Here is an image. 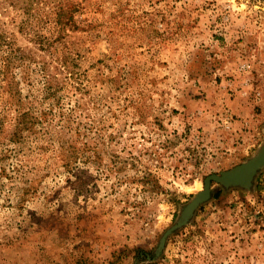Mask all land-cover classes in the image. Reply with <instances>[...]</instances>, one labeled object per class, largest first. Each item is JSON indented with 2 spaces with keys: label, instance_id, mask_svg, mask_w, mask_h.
Wrapping results in <instances>:
<instances>
[{
  "label": "rangeland",
  "instance_id": "374dc122",
  "mask_svg": "<svg viewBox=\"0 0 264 264\" xmlns=\"http://www.w3.org/2000/svg\"><path fill=\"white\" fill-rule=\"evenodd\" d=\"M263 142L264 0H0V264H264V168L158 253Z\"/></svg>",
  "mask_w": 264,
  "mask_h": 264
},
{
  "label": "water",
  "instance_id": "95a60500",
  "mask_svg": "<svg viewBox=\"0 0 264 264\" xmlns=\"http://www.w3.org/2000/svg\"><path fill=\"white\" fill-rule=\"evenodd\" d=\"M264 168V142L259 151L251 159L235 166L234 168L222 171L218 174H211L204 180L203 190L197 193L193 199L185 206L180 219L171 226L160 239L158 253L164 247L166 238L174 230L187 224L197 207L206 202L211 197L212 184L229 187L249 188L254 180L255 175L260 169Z\"/></svg>",
  "mask_w": 264,
  "mask_h": 264
},
{
  "label": "trees",
  "instance_id": "16d2710c",
  "mask_svg": "<svg viewBox=\"0 0 264 264\" xmlns=\"http://www.w3.org/2000/svg\"><path fill=\"white\" fill-rule=\"evenodd\" d=\"M75 10L72 6H67L66 4H60L59 8L57 9L56 19L53 26V29L60 34L61 31L65 29H75L79 27V22L75 18ZM21 123V122H19Z\"/></svg>",
  "mask_w": 264,
  "mask_h": 264
}]
</instances>
